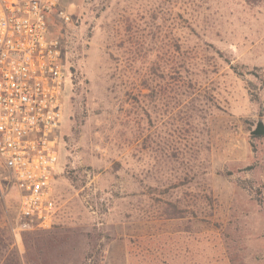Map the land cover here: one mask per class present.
Returning <instances> with one entry per match:
<instances>
[{
  "label": "rangeland",
  "instance_id": "obj_1",
  "mask_svg": "<svg viewBox=\"0 0 264 264\" xmlns=\"http://www.w3.org/2000/svg\"><path fill=\"white\" fill-rule=\"evenodd\" d=\"M49 230L0 264H264V0H70Z\"/></svg>",
  "mask_w": 264,
  "mask_h": 264
},
{
  "label": "built area",
  "instance_id": "obj_2",
  "mask_svg": "<svg viewBox=\"0 0 264 264\" xmlns=\"http://www.w3.org/2000/svg\"><path fill=\"white\" fill-rule=\"evenodd\" d=\"M70 0H0V199L18 194L13 232L49 230L67 71L51 17L68 23Z\"/></svg>",
  "mask_w": 264,
  "mask_h": 264
},
{
  "label": "water",
  "instance_id": "obj_3",
  "mask_svg": "<svg viewBox=\"0 0 264 264\" xmlns=\"http://www.w3.org/2000/svg\"><path fill=\"white\" fill-rule=\"evenodd\" d=\"M251 135L252 136H262V135H264V126L262 125V123L259 122L256 125V128L253 131H251Z\"/></svg>",
  "mask_w": 264,
  "mask_h": 264
}]
</instances>
